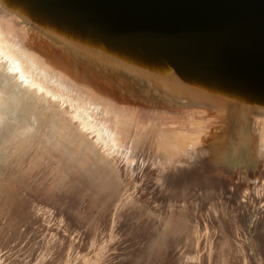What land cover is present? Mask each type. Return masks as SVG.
I'll list each match as a JSON object with an SVG mask.
<instances>
[{"label":"water","instance_id":"water-1","mask_svg":"<svg viewBox=\"0 0 264 264\" xmlns=\"http://www.w3.org/2000/svg\"><path fill=\"white\" fill-rule=\"evenodd\" d=\"M0 84L69 188L14 219L46 207L72 251L141 264H264V0H0Z\"/></svg>","mask_w":264,"mask_h":264},{"label":"bare ground","instance_id":"bare-ground-1","mask_svg":"<svg viewBox=\"0 0 264 264\" xmlns=\"http://www.w3.org/2000/svg\"><path fill=\"white\" fill-rule=\"evenodd\" d=\"M2 89L3 86L0 84V124H2V134H0V198H4L8 203L19 201L17 207L20 209L22 203H25L21 201L23 200L21 198H24L23 195L25 196L23 194L25 191L38 194L40 193L39 189L44 188L50 191L52 195H58L55 193L58 192L60 196H64L62 193H68L69 188L65 189L66 185L57 182L55 179L59 175L58 169H56L58 167L57 159L50 152L51 149H54L51 147L54 144L52 135L36 125L34 117H32L35 115L26 114L20 106L10 102L8 94H3L4 90ZM10 99L12 98L10 97ZM44 201L52 203L49 198ZM38 208L42 213L53 215L52 211L46 207L39 206ZM123 250H120L121 260H128L132 264H141L140 258L137 257V251L131 255H126Z\"/></svg>","mask_w":264,"mask_h":264},{"label":"rangeland","instance_id":"rangeland-1","mask_svg":"<svg viewBox=\"0 0 264 264\" xmlns=\"http://www.w3.org/2000/svg\"><path fill=\"white\" fill-rule=\"evenodd\" d=\"M4 200L0 198V264H18L19 260V264H116L121 250L118 239L93 241L90 253L78 248L72 251L70 242L54 234L56 226L50 213L37 208L30 218L16 221Z\"/></svg>","mask_w":264,"mask_h":264},{"label":"snow or ice","instance_id":"snow-or-ice-1","mask_svg":"<svg viewBox=\"0 0 264 264\" xmlns=\"http://www.w3.org/2000/svg\"><path fill=\"white\" fill-rule=\"evenodd\" d=\"M0 134H2V124H0Z\"/></svg>","mask_w":264,"mask_h":264}]
</instances>
